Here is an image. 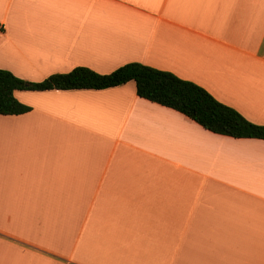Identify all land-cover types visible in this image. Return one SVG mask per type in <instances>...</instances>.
<instances>
[{
    "label": "crops",
    "instance_id": "crops-1",
    "mask_svg": "<svg viewBox=\"0 0 264 264\" xmlns=\"http://www.w3.org/2000/svg\"><path fill=\"white\" fill-rule=\"evenodd\" d=\"M0 69L128 63L264 126V0H0ZM0 115V264H264V140L104 90L16 91Z\"/></svg>",
    "mask_w": 264,
    "mask_h": 264
},
{
    "label": "trees",
    "instance_id": "trees-1",
    "mask_svg": "<svg viewBox=\"0 0 264 264\" xmlns=\"http://www.w3.org/2000/svg\"><path fill=\"white\" fill-rule=\"evenodd\" d=\"M128 82H134L139 98L176 111L213 134L264 140V126L250 123L202 87L140 63L125 64L105 75L77 67L69 73L54 74L34 83L0 69V115H22L31 110L15 98L16 91L104 90Z\"/></svg>",
    "mask_w": 264,
    "mask_h": 264
},
{
    "label": "built area",
    "instance_id": "built-area-1",
    "mask_svg": "<svg viewBox=\"0 0 264 264\" xmlns=\"http://www.w3.org/2000/svg\"><path fill=\"white\" fill-rule=\"evenodd\" d=\"M3 31V28H2V26L0 25V33Z\"/></svg>",
    "mask_w": 264,
    "mask_h": 264
}]
</instances>
